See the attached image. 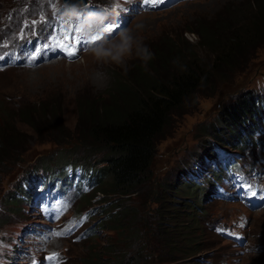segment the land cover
Wrapping results in <instances>:
<instances>
[{
  "label": "trees",
  "instance_id": "16d2710c",
  "mask_svg": "<svg viewBox=\"0 0 264 264\" xmlns=\"http://www.w3.org/2000/svg\"><path fill=\"white\" fill-rule=\"evenodd\" d=\"M244 1L207 19L195 17L190 26L146 45L127 70L117 71L112 82L117 94L111 89L109 102L97 95H81L76 110L82 118L78 120L82 135L78 139L83 143L77 147L102 152V207L114 218L112 224L117 220L124 233L132 231L128 250L117 251L115 258L108 259L111 264H140L143 241L138 232L150 213L155 214L153 226L159 238L163 236L166 254L186 253V260L195 262L191 255L202 248L196 246L207 229L199 193L179 200L176 197L183 192L166 186V181L144 189L141 184L149 176L156 143L168 136L180 114L195 110L189 109L195 95L224 90L227 100L217 118L200 125V130L212 127L210 134L223 142H231L242 126L263 117L264 93L250 85L244 89L235 84L237 74L245 71L255 52L264 47V0ZM185 32L196 35L197 40L192 42ZM61 105L55 93L37 103L6 104L10 120L2 125L0 159L6 155L5 140L13 145L27 140L29 135H21L23 124L46 134L51 132L49 128H61L65 122L59 115ZM141 191L139 197L144 194L145 198L137 210L135 203L126 202ZM142 211L146 216L140 220ZM162 254L167 257L163 249Z\"/></svg>",
  "mask_w": 264,
  "mask_h": 264
},
{
  "label": "rangeland",
  "instance_id": "374dc122",
  "mask_svg": "<svg viewBox=\"0 0 264 264\" xmlns=\"http://www.w3.org/2000/svg\"><path fill=\"white\" fill-rule=\"evenodd\" d=\"M244 0H202L192 3L181 5L172 10L153 12L150 14H144L139 16L133 21L131 26L128 28V34H135L138 37V41L131 45L130 51L126 52L120 62H116L111 58H99L85 57L80 61L70 62H57L49 64L47 66L39 67L36 69H24V70H10L6 74L0 75V102L10 103L4 95H1L3 88L17 86L14 90H22L28 96H34L32 103H37L43 96L50 97L52 94L59 96L62 102L61 110L59 115L65 121L61 128H57L54 131L49 128V134L44 132L41 133L39 128H34L23 124L24 131H21V135H29L27 140L20 142L19 144L13 145L9 141L5 140L6 155L0 159V191L11 192L10 183L1 188L4 181L20 167L26 168L30 166V162L27 160L31 157V151L28 148L32 146L37 148H52L58 149L56 143L59 139H65L69 137V143L64 146L67 149H72L73 144L81 135L79 132L80 125L78 120L81 121V117L78 116L77 106L80 103L81 95H97L105 102H109L107 99V93L112 91L117 94V91L112 86V82L115 77L118 76L117 71L127 70L131 66L130 61L140 55L141 51L145 46L152 45L163 36H167L171 32L176 33L183 30L187 26H190L192 20L197 17L199 19H207L213 14H218L227 8H236V4L246 3ZM188 39L192 42L197 40L196 35L185 32ZM122 43V39L121 42ZM109 44L108 48H114L118 44ZM264 78V47L260 48L253 55L249 61L248 68L237 74L235 84H239L238 88L249 85L257 79ZM120 81L124 82L125 79L121 77ZM97 92H101L100 95ZM56 100V98H53ZM226 96L224 90L213 92L212 94H197L190 100L189 109L191 110L188 114H180L177 117L178 123L174 124L169 130L168 136L159 140L155 146V155L151 168L148 172V178L141 184V189L148 188L151 184H154L158 180L159 169L163 168L167 171V163L169 155L175 152V149L180 146L184 140L188 141L191 138L197 140V146L201 145V139L204 136L199 134L200 125L208 124L217 118V112L226 103ZM85 103V102H83ZM3 109V106L1 107ZM6 112L7 109L5 108ZM183 115V116H181ZM8 116V115H7ZM8 119H5L3 125L8 123ZM85 121V119H84ZM209 133L208 130H205ZM33 135V136H32ZM0 139L3 140V126L0 120ZM48 139V140H45ZM3 142V141H2ZM54 148V149H53ZM23 151V154H19ZM82 152L88 156L89 152L85 149L79 148L76 150ZM64 154H69L63 151ZM101 155V152H93L90 155V163L96 164L97 157ZM40 156L39 158H41ZM13 182V181H12ZM99 187V185H98ZM97 189L80 198V208L75 210L85 209L90 206L103 204L104 201L97 199V195H102V191ZM142 193L135 194L138 196ZM95 195V196H94ZM134 197L135 207L137 210L141 208V202L145 198L144 194L140 196L142 199ZM138 198L139 200H137ZM5 201H9L8 194L5 195ZM17 204V202H15ZM22 206L23 203L19 202ZM5 209H11L13 204L3 203V199L0 201ZM18 205V204H17ZM16 205V206H17ZM242 210L239 206L235 207L227 203L216 202L212 206L206 207V211L209 213V219L214 220L221 218L223 220H229L234 216L236 210ZM136 210V209H135ZM0 209V212H3ZM253 216L249 221L246 231L251 243L245 245L247 254L241 258L233 255V246L228 244H222L220 242V236L217 237V244H211L214 237L208 233H202L196 247L202 246L200 251L207 249L210 251L218 263L221 260H227L231 262H238L239 264H251V262H258L264 260V234L261 230H264V209L261 211H252ZM17 217H12L2 228H16L18 226V217L20 216V210L15 212ZM145 213L140 212L139 219L145 218ZM188 217V214L186 215ZM155 214L150 213L146 222L142 223L139 227L138 236L142 239V247L139 252L140 264H148L150 255L152 260L149 259L150 264H190V261L186 260V253H172L167 255V246L163 245V236L160 238L157 234L155 226H153ZM92 220V219H91ZM123 220H121L122 222ZM108 225H105L98 234L81 244L73 241H58L56 246L62 245L63 248H67L69 253L76 256L70 264H107L108 259H113L116 256L117 251L122 248L128 250L129 244L132 239H128L131 236L132 231L123 232V228L119 229L120 222L114 220V224L108 221ZM118 224V225H116ZM160 233V231H159ZM166 254L165 257L162 254ZM128 255V254H127ZM192 256V255H191ZM190 256V258H191ZM99 259V261H96ZM210 264V263H206Z\"/></svg>",
  "mask_w": 264,
  "mask_h": 264
},
{
  "label": "clouds",
  "instance_id": "9594fccd",
  "mask_svg": "<svg viewBox=\"0 0 264 264\" xmlns=\"http://www.w3.org/2000/svg\"><path fill=\"white\" fill-rule=\"evenodd\" d=\"M133 38L130 35L122 37V43L118 44L114 48H99L94 49V55L99 58H111L116 62H120L124 54L130 51V41Z\"/></svg>",
  "mask_w": 264,
  "mask_h": 264
},
{
  "label": "snow or ice",
  "instance_id": "6c2138e0",
  "mask_svg": "<svg viewBox=\"0 0 264 264\" xmlns=\"http://www.w3.org/2000/svg\"><path fill=\"white\" fill-rule=\"evenodd\" d=\"M161 3L164 2V0H160ZM115 10V9H114ZM119 25H116V24H111V22H105L100 28H99V31L102 33V34H107L109 36H111L112 34L115 33V31L118 29ZM71 38L70 37H64L63 40H70ZM103 39V35L101 36H97V35H92L91 37V41L93 43H95L96 41L98 40H101ZM79 43V41H78ZM84 43H87V41H84ZM61 46L64 47V44H63V41L61 42ZM68 55L70 56H73L76 54V50L75 49H72V48H69V51L67 53Z\"/></svg>",
  "mask_w": 264,
  "mask_h": 264
}]
</instances>
